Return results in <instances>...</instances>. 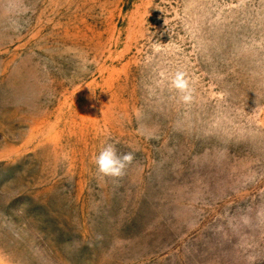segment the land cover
Returning <instances> with one entry per match:
<instances>
[{
  "label": "rangeland",
  "instance_id": "rangeland-1",
  "mask_svg": "<svg viewBox=\"0 0 264 264\" xmlns=\"http://www.w3.org/2000/svg\"><path fill=\"white\" fill-rule=\"evenodd\" d=\"M0 264H264V0H0Z\"/></svg>",
  "mask_w": 264,
  "mask_h": 264
},
{
  "label": "clouds",
  "instance_id": "clouds-1",
  "mask_svg": "<svg viewBox=\"0 0 264 264\" xmlns=\"http://www.w3.org/2000/svg\"><path fill=\"white\" fill-rule=\"evenodd\" d=\"M160 50L159 47L155 48L156 52ZM170 84L178 93L180 102L190 104L193 101L194 89L186 72L176 71L171 78ZM138 134L145 135L140 129H138ZM146 138L150 139L152 137L151 135H147ZM134 158V151L121 154L118 152L115 144L107 143L101 147L98 154L92 157V163L102 177L119 179L125 175L126 169L133 163Z\"/></svg>",
  "mask_w": 264,
  "mask_h": 264
}]
</instances>
